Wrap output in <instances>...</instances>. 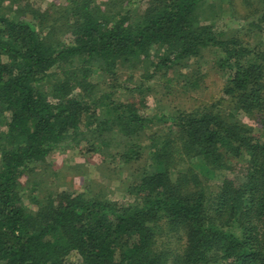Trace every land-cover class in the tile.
Returning <instances> with one entry per match:
<instances>
[{"label":"trees","instance_id":"trees-1","mask_svg":"<svg viewBox=\"0 0 264 264\" xmlns=\"http://www.w3.org/2000/svg\"><path fill=\"white\" fill-rule=\"evenodd\" d=\"M210 1L0 0V264H264V0ZM206 53L225 80L213 104L151 116L152 89L120 84L125 66L151 81ZM83 144L144 162L133 202L45 192L49 156Z\"/></svg>","mask_w":264,"mask_h":264},{"label":"rangeland","instance_id":"rangeland-1","mask_svg":"<svg viewBox=\"0 0 264 264\" xmlns=\"http://www.w3.org/2000/svg\"><path fill=\"white\" fill-rule=\"evenodd\" d=\"M107 1V0H102ZM56 3L57 5H66V0H30L31 5L38 10H45L49 3ZM145 2V1H144ZM213 1L211 0L210 3ZM141 11L146 8V3L139 5ZM14 15V13L12 14ZM221 26L235 29L238 27L237 22L231 19L228 14L222 17ZM67 37H64V40ZM67 40H69L67 38ZM125 66L120 72V84L127 90L131 91L135 86L141 84L145 88H150L152 91L147 92L148 95L146 103L148 106L147 114L151 116H170L175 114L178 110H193L197 107L210 105L222 98L223 87L225 80L216 68L214 56L210 53L204 54L202 59L193 60L190 62L189 69H175L168 74L164 72L157 74L154 80H146L144 76L149 74L147 70H133L127 71ZM128 74L134 75V78H129ZM182 74L189 75L186 79V88L182 84ZM172 80V85L168 81ZM100 82V79H98ZM178 82V84H176ZM190 84H196L195 89L190 87ZM169 87H168V86ZM118 98L120 100H127L126 92L120 91ZM123 94V95H122ZM125 94V95H124ZM245 124H248L255 129L260 126L257 125L254 119L242 115L240 117ZM168 127L170 123L164 124ZM88 145L83 144L79 148L64 147L51 154L48 158V171L49 173L42 174V178H37L39 182L45 184V192L50 188L57 189L58 191L68 192H87L93 196H103L106 199L116 201L120 204L133 202L134 198L129 193V185H131V176L137 172L140 165L122 166L119 160L111 158V154L116 150L113 147L104 149V153H87ZM41 170V169H39ZM56 174V176L54 175ZM238 174V173H237ZM237 174H223L219 173L215 178H209L212 186L220 184L221 179L229 177L235 179ZM23 182L26 184V178ZM51 186V187H50ZM48 187V188H47ZM43 192V194L45 193ZM38 194V193H37ZM25 204L30 209H36L35 204L30 199L25 198ZM168 250H175L177 248L178 237L168 234L163 239ZM68 264H80V259L77 256H72Z\"/></svg>","mask_w":264,"mask_h":264}]
</instances>
